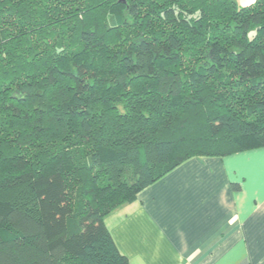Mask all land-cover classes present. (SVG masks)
<instances>
[{
  "label": "trees",
  "instance_id": "16d2710c",
  "mask_svg": "<svg viewBox=\"0 0 264 264\" xmlns=\"http://www.w3.org/2000/svg\"><path fill=\"white\" fill-rule=\"evenodd\" d=\"M260 147L264 0H0V264H129L106 216Z\"/></svg>",
  "mask_w": 264,
  "mask_h": 264
},
{
  "label": "crops",
  "instance_id": "0c3cea01",
  "mask_svg": "<svg viewBox=\"0 0 264 264\" xmlns=\"http://www.w3.org/2000/svg\"><path fill=\"white\" fill-rule=\"evenodd\" d=\"M104 223L129 264H264V147L190 158Z\"/></svg>",
  "mask_w": 264,
  "mask_h": 264
}]
</instances>
